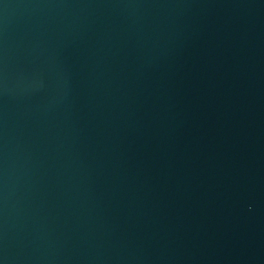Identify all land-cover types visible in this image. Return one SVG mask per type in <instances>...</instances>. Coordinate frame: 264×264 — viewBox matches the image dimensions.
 <instances>
[{"label": "water", "instance_id": "1", "mask_svg": "<svg viewBox=\"0 0 264 264\" xmlns=\"http://www.w3.org/2000/svg\"><path fill=\"white\" fill-rule=\"evenodd\" d=\"M0 264H264V0H0Z\"/></svg>", "mask_w": 264, "mask_h": 264}]
</instances>
